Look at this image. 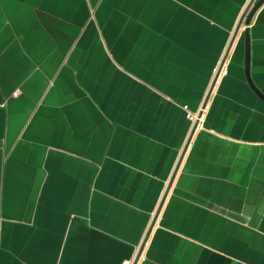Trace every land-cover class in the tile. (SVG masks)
I'll return each instance as SVG.
<instances>
[{
  "label": "crops",
  "instance_id": "crops-1",
  "mask_svg": "<svg viewBox=\"0 0 264 264\" xmlns=\"http://www.w3.org/2000/svg\"><path fill=\"white\" fill-rule=\"evenodd\" d=\"M251 1L0 0V264H264Z\"/></svg>",
  "mask_w": 264,
  "mask_h": 264
},
{
  "label": "water",
  "instance_id": "water-1",
  "mask_svg": "<svg viewBox=\"0 0 264 264\" xmlns=\"http://www.w3.org/2000/svg\"><path fill=\"white\" fill-rule=\"evenodd\" d=\"M264 4V0H252L248 7L246 8V11L241 19L240 26L242 23H245L246 26H248L255 15V13L259 10V8ZM245 36V74L247 81L250 85V87L255 91V93L262 99L264 100V94L260 91V89L254 84L252 78H251V73H250V65H251V52H250V33L249 29L245 30L244 33ZM211 95V92H210ZM209 95V96H210ZM209 96L207 100L209 99ZM147 239V237H146ZM146 239H144L140 251L143 249Z\"/></svg>",
  "mask_w": 264,
  "mask_h": 264
},
{
  "label": "built area",
  "instance_id": "built-area-1",
  "mask_svg": "<svg viewBox=\"0 0 264 264\" xmlns=\"http://www.w3.org/2000/svg\"><path fill=\"white\" fill-rule=\"evenodd\" d=\"M228 74V67H227V61L226 59H222L217 63L213 69V75L211 78L210 82V87H209V94L210 92L212 93V90L215 86H217L223 77H225ZM210 97V96H209ZM208 100L204 103V105L200 108L198 112H192L191 110L188 109V106H185V112H186V117L191 120L192 126L197 127L202 119V116L204 114V111L207 108ZM125 264H135V260H130L127 261Z\"/></svg>",
  "mask_w": 264,
  "mask_h": 264
}]
</instances>
